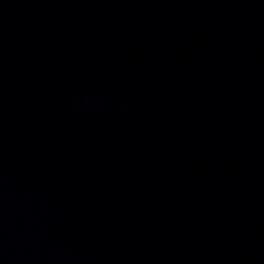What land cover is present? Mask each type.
Returning <instances> with one entry per match:
<instances>
[{
	"label": "water",
	"instance_id": "water-1",
	"mask_svg": "<svg viewBox=\"0 0 264 264\" xmlns=\"http://www.w3.org/2000/svg\"><path fill=\"white\" fill-rule=\"evenodd\" d=\"M0 264H264V0H0Z\"/></svg>",
	"mask_w": 264,
	"mask_h": 264
}]
</instances>
